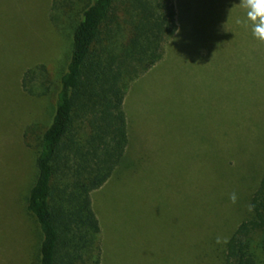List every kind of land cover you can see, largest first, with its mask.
<instances>
[{
	"label": "rangeland",
	"instance_id": "obj_1",
	"mask_svg": "<svg viewBox=\"0 0 264 264\" xmlns=\"http://www.w3.org/2000/svg\"><path fill=\"white\" fill-rule=\"evenodd\" d=\"M88 2L0 0V264L39 263L27 198ZM240 2L180 0L161 58L126 76V151L91 192L101 264H221L223 241L250 217L264 173V42L237 23ZM117 7L124 20L128 0Z\"/></svg>",
	"mask_w": 264,
	"mask_h": 264
},
{
	"label": "trees",
	"instance_id": "obj_2",
	"mask_svg": "<svg viewBox=\"0 0 264 264\" xmlns=\"http://www.w3.org/2000/svg\"><path fill=\"white\" fill-rule=\"evenodd\" d=\"M128 2L121 20L117 0H89L74 27L27 198L42 233L38 264H101L91 192L108 181L126 151L125 78L151 68L178 29L175 0ZM124 26L129 36L119 42ZM249 202L251 215L226 239L221 264H264V173Z\"/></svg>",
	"mask_w": 264,
	"mask_h": 264
},
{
	"label": "clouds",
	"instance_id": "obj_3",
	"mask_svg": "<svg viewBox=\"0 0 264 264\" xmlns=\"http://www.w3.org/2000/svg\"><path fill=\"white\" fill-rule=\"evenodd\" d=\"M239 5L247 10V19H238L237 23L242 26H247L248 21H251L253 35L258 40L264 42V0H241ZM230 199L235 204L237 202L236 194L233 193ZM249 210H251V206ZM221 242V238L217 237V243ZM223 242L226 243V241Z\"/></svg>",
	"mask_w": 264,
	"mask_h": 264
},
{
	"label": "crops",
	"instance_id": "obj_4",
	"mask_svg": "<svg viewBox=\"0 0 264 264\" xmlns=\"http://www.w3.org/2000/svg\"><path fill=\"white\" fill-rule=\"evenodd\" d=\"M176 11H177V20L180 19L181 10H180V0H175Z\"/></svg>",
	"mask_w": 264,
	"mask_h": 264
}]
</instances>
